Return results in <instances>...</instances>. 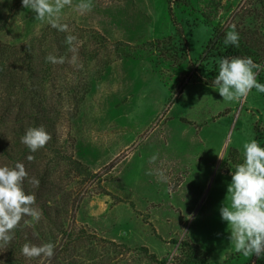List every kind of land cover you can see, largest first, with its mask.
I'll list each match as a JSON object with an SVG mask.
<instances>
[{
  "label": "rangeland",
  "instance_id": "374dc122",
  "mask_svg": "<svg viewBox=\"0 0 264 264\" xmlns=\"http://www.w3.org/2000/svg\"><path fill=\"white\" fill-rule=\"evenodd\" d=\"M59 22L0 3V166L24 164L41 212L0 264H247L220 208L244 143L264 146V93L228 102L201 78L218 73L203 54L219 26L264 65V0H71ZM30 127L51 136L35 152ZM49 242L50 258L21 251Z\"/></svg>",
  "mask_w": 264,
  "mask_h": 264
},
{
  "label": "clouds",
  "instance_id": "9594fccd",
  "mask_svg": "<svg viewBox=\"0 0 264 264\" xmlns=\"http://www.w3.org/2000/svg\"><path fill=\"white\" fill-rule=\"evenodd\" d=\"M3 0H0L2 3ZM71 0H21L25 9L35 13L41 20H47L51 27L60 31H67L68 26L60 23V13ZM90 3H80L81 12L89 10ZM74 37L68 36L67 41L72 42ZM240 36L232 26L224 38L225 47L231 45L239 47ZM46 59L51 63H63V57L49 55ZM264 71V65L253 60L251 56L222 57L218 61V73L213 84L218 89L223 100L238 101L252 91L264 93V83L257 80L259 72ZM51 139L50 134L43 127H30L21 138L30 152L42 148ZM244 159L235 166L231 172V182L227 186L225 202L220 208V216L227 223L230 231V241L234 251L242 253L244 257H264V146L252 138L243 145ZM31 160L33 157L28 156ZM156 155L151 157L152 161ZM28 173L23 163L17 162L13 167L0 166V241L10 242L12 230L16 228L22 216L28 215L39 220L41 212L30 207L35 203V195L28 194L22 187V182ZM161 180H166L163 171L158 172ZM34 186L39 180L32 178ZM55 245L51 242L39 246L25 243L21 249L27 257L44 255L52 257Z\"/></svg>",
  "mask_w": 264,
  "mask_h": 264
},
{
  "label": "trees",
  "instance_id": "16d2710c",
  "mask_svg": "<svg viewBox=\"0 0 264 264\" xmlns=\"http://www.w3.org/2000/svg\"><path fill=\"white\" fill-rule=\"evenodd\" d=\"M174 19V26H175V30L179 36L180 39H186L185 34H184V30L181 27V25ZM226 30H224L223 28L219 27H215V31L214 34L212 35L211 39L209 40V42L206 45L205 51L203 55L206 54H210V52H213L217 57L218 60L216 62L217 65V69H218V61L222 58V57H233V56H251L253 58V60L257 63H261V58L258 56V54L254 53L251 49H249L248 47L252 48V46H250L249 44H247V46H245L244 44H242L239 41V47H235V46H227L225 47L223 41L226 35ZM4 77L5 74L1 73ZM259 79H263L264 80V71L259 72L258 74ZM215 78V75H212L208 78H201L202 81L209 86H215L213 84V80ZM6 81L7 85H12L13 81L9 80ZM264 133V132H263ZM264 135V134H263ZM264 144V141H263ZM1 148V147H0ZM247 264H264V257L257 259L255 255H253L250 259V261Z\"/></svg>",
  "mask_w": 264,
  "mask_h": 264
},
{
  "label": "water",
  "instance_id": "95a60500",
  "mask_svg": "<svg viewBox=\"0 0 264 264\" xmlns=\"http://www.w3.org/2000/svg\"><path fill=\"white\" fill-rule=\"evenodd\" d=\"M126 233V232H125Z\"/></svg>",
  "mask_w": 264,
  "mask_h": 264
}]
</instances>
